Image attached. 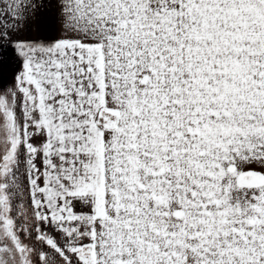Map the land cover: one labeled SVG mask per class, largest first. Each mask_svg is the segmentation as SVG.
<instances>
[{
	"label": "snow or ice",
	"instance_id": "snow-or-ice-1",
	"mask_svg": "<svg viewBox=\"0 0 264 264\" xmlns=\"http://www.w3.org/2000/svg\"><path fill=\"white\" fill-rule=\"evenodd\" d=\"M0 264H264V0H0Z\"/></svg>",
	"mask_w": 264,
	"mask_h": 264
}]
</instances>
